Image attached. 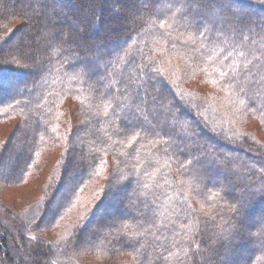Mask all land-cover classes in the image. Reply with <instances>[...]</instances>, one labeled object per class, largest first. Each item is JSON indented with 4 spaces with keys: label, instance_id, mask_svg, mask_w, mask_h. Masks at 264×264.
Wrapping results in <instances>:
<instances>
[{
    "label": "trees",
    "instance_id": "16d2710c",
    "mask_svg": "<svg viewBox=\"0 0 264 264\" xmlns=\"http://www.w3.org/2000/svg\"><path fill=\"white\" fill-rule=\"evenodd\" d=\"M168 50L182 68L160 64ZM216 97L264 131V0H0V123L19 120L0 182L59 150L16 232L0 224L5 262L264 264V148L224 130ZM65 217L56 243L39 234Z\"/></svg>",
    "mask_w": 264,
    "mask_h": 264
},
{
    "label": "rangeland",
    "instance_id": "374dc122",
    "mask_svg": "<svg viewBox=\"0 0 264 264\" xmlns=\"http://www.w3.org/2000/svg\"><path fill=\"white\" fill-rule=\"evenodd\" d=\"M21 22L16 21L15 25L20 24ZM156 57L158 58V61L160 64L168 69L169 67L173 66V64H177V66L182 68L183 60L182 57L179 54H176V52L173 51H166L159 54H156ZM9 66V64H8ZM172 74H175V72H172V68L169 70ZM170 73V74H171ZM180 83L182 80H178ZM183 85L185 87H190L193 89H196L199 93H204V95L199 94V96H203L204 98H208L211 95H215L217 92H224L221 88L215 89L205 80L194 78L189 80H184ZM195 85H198L197 87ZM198 89H201L200 91ZM214 104V107L218 110H220V113L222 115H226L227 118H224L225 120H222L223 127L225 130V127H230L231 125L236 129H247L251 130L254 133L255 142L258 145H261L262 148H264V131H261L259 128V122L257 119L252 118V116L249 113H239L236 111L235 107L231 105H227L226 100H219L216 97V100L212 102ZM216 117H213L215 121L217 120L218 114H213ZM19 120H13L12 122L8 124L0 123V141L3 142L7 137L9 138L11 132H13L14 125ZM219 121V120H218ZM221 126V125H220ZM218 128V127H217ZM8 140V139H7ZM263 142V143H262ZM230 143V142H229ZM59 150L58 148L49 149L42 153L40 161L38 163V167L41 168V170L35 174H32L28 177V179L22 184L18 186H6L2 182H0V224L3 227L8 228L9 231L16 232L15 230V223H14V216L16 214L22 215V211L25 210L23 207L24 204L26 205L28 202L33 201L32 199H36L38 193L41 191V184L43 179L46 177V171L50 170V167L53 165L56 157L58 156ZM49 179V177H48ZM47 179V181H48ZM94 185H98L97 187L101 189L100 187H103L105 180L100 179L94 180ZM96 187V188H97ZM98 190V189H97ZM186 194L191 198L192 204L194 208L204 217H210V208L205 206L203 201H199L197 199L196 195L191 193L190 191L186 190ZM27 198V199H25ZM206 199V198H203ZM203 204V206H202ZM74 220V219H73ZM72 220H69V217H65L60 224H58V228H50L47 230L42 231V233H39L42 237H46L51 241V243H56L58 238L61 237V235L66 234L67 228L69 225L72 224ZM208 229H211V226L208 227ZM7 231V230H6ZM11 232V233H12ZM39 235V236H40ZM60 239V238H59ZM201 248V247H199ZM0 264H17L14 262L13 259L7 260L5 262L3 253L0 252ZM79 253L77 256V261H79L80 264H108L106 255L97 253H91V254H84ZM124 264H133L132 260L129 259V256L126 255V258L124 256L121 257ZM125 261V262H124ZM18 264H22V262H19ZM52 264L54 261H52ZM110 264V263H109Z\"/></svg>",
    "mask_w": 264,
    "mask_h": 264
},
{
    "label": "snow or ice",
    "instance_id": "6c2138e0",
    "mask_svg": "<svg viewBox=\"0 0 264 264\" xmlns=\"http://www.w3.org/2000/svg\"><path fill=\"white\" fill-rule=\"evenodd\" d=\"M222 76H227L226 72L221 73Z\"/></svg>",
    "mask_w": 264,
    "mask_h": 264
}]
</instances>
